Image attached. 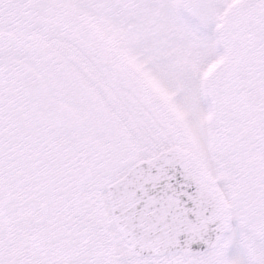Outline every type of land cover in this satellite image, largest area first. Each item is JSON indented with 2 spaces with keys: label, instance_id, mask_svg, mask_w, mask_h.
<instances>
[{
  "label": "snow or ice",
  "instance_id": "snow-or-ice-1",
  "mask_svg": "<svg viewBox=\"0 0 264 264\" xmlns=\"http://www.w3.org/2000/svg\"><path fill=\"white\" fill-rule=\"evenodd\" d=\"M0 264H264V0H0Z\"/></svg>",
  "mask_w": 264,
  "mask_h": 264
}]
</instances>
